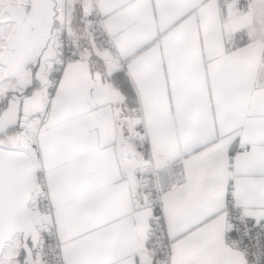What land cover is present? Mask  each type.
<instances>
[{"label": "snow or ice", "instance_id": "1", "mask_svg": "<svg viewBox=\"0 0 264 264\" xmlns=\"http://www.w3.org/2000/svg\"><path fill=\"white\" fill-rule=\"evenodd\" d=\"M0 264H264V0H0Z\"/></svg>", "mask_w": 264, "mask_h": 264}]
</instances>
